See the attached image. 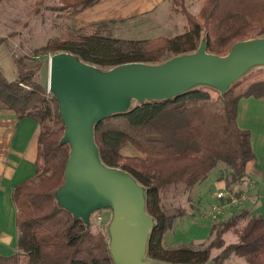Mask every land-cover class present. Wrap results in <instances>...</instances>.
Wrapping results in <instances>:
<instances>
[{"label": "trees", "instance_id": "16d2710c", "mask_svg": "<svg viewBox=\"0 0 264 264\" xmlns=\"http://www.w3.org/2000/svg\"><path fill=\"white\" fill-rule=\"evenodd\" d=\"M47 1L37 0L36 14ZM100 1L58 0L44 9L73 21ZM172 1V10L186 19L184 34L134 41L112 36L107 23L88 28L71 26L64 37L50 40L25 58L33 64L19 70L14 81L0 72V109L13 111L19 120L31 118L40 126L36 176L13 193L18 252L0 254V264H22L24 257L27 264H114L107 231L95 226L87 230L81 220L74 221L56 202L70 147L60 145L65 126L58 103L41 78L38 58L66 52L85 63L111 69L129 63L161 64L197 51L205 37L208 52L217 56L227 55L238 42L264 37V0H204L198 15L189 11L185 0ZM249 98L264 101V68L234 85L225 98L217 90L201 87L171 101L135 103L127 114L96 126L102 161L129 172L147 189V211L156 220L148 244L149 260L225 264L237 257L248 264H264V217L245 209L214 224L206 245L166 246L167 233L185 215L164 208L171 193L189 194L191 199L195 189L220 167L226 189L238 199L243 196L242 190H234L249 178L247 165L255 160V154L250 132L238 125V108L241 100ZM130 145L141 156H123L121 150ZM241 221L246 224L238 241L227 244L225 236ZM214 250L220 254L212 258Z\"/></svg>", "mask_w": 264, "mask_h": 264}, {"label": "water", "instance_id": "95a60500", "mask_svg": "<svg viewBox=\"0 0 264 264\" xmlns=\"http://www.w3.org/2000/svg\"><path fill=\"white\" fill-rule=\"evenodd\" d=\"M260 68L264 37L238 42L225 56L210 54L205 37L193 53L161 64L129 63L109 70L71 53L51 56L48 92L55 97L65 126L60 145L70 147L64 184L55 199L87 230L93 215L111 212L109 252L114 264L166 263L147 257L156 220L147 211L146 187L129 172L102 161L96 126L127 114L135 103L171 101L201 87L225 98L234 85Z\"/></svg>", "mask_w": 264, "mask_h": 264}, {"label": "rangeland", "instance_id": "374dc122", "mask_svg": "<svg viewBox=\"0 0 264 264\" xmlns=\"http://www.w3.org/2000/svg\"><path fill=\"white\" fill-rule=\"evenodd\" d=\"M57 1L58 0H48L43 6H39L41 9L38 14H36L38 8V6H36L37 0H6L0 4V39H2V41H0V72L8 81H14L19 74V70H26L33 64L31 60H26L25 58L31 57L35 49L46 46L52 39L64 37L69 27L74 26L72 20L65 19L62 16L60 17L57 13L44 9V6L46 8L47 6L52 7L56 5ZM203 2L204 0H197L196 3L192 5L194 6L192 7V11H189L193 15L198 13V8L202 6ZM170 3L172 7L173 1L170 0ZM172 11L171 9L170 11L162 10L158 13L162 20V27L168 24H170V26L175 25L174 29L170 30L169 28L168 32L164 33L160 30L154 33L163 35H157L158 37H173L184 34L187 31L182 33L183 26L187 25L186 19L181 13ZM165 20H167L166 23L164 22ZM132 27L138 30L131 29L126 32L122 31L120 33H115V35L119 37V39L136 38L139 40H152L158 38L156 36L145 38L146 35L143 34V28L146 27L144 21L134 23ZM51 56L53 55L50 54L46 57L38 58L37 60L42 63L40 75L43 82L47 83V85L49 81V61ZM19 60L22 61V64ZM121 154L126 157L141 156L131 145L123 148ZM220 177L221 171L219 167L212 171L208 179L195 189L191 199H189V194L178 193V195H174L171 193L168 199L164 201V208L173 212L180 210L185 213L183 217L177 219L173 229L167 233V248L174 249L182 245L191 244L195 246L206 245L211 240V232L214 224L230 218L235 212H241L245 209V201L243 198L246 200V197H249L250 191H247L248 186L244 184L241 187H235V192L242 190L243 194H245V196L243 195L239 198L241 200H238L234 193L229 192L226 188L223 190L219 187L218 181H220ZM220 192H223L227 198L218 200L217 194ZM229 199L236 200L232 203ZM224 206L229 208H224ZM111 219L112 214L110 211L105 210L98 212L92 216L91 227L95 226V229L97 227H103L108 234V226ZM245 224L246 222L241 221L225 236L227 244H234L238 241L239 233L242 231ZM219 254L220 251L214 250L212 252V258ZM22 264H27V259L25 257L22 258ZM225 264L248 263H246L243 258L233 257Z\"/></svg>", "mask_w": 264, "mask_h": 264}, {"label": "crops", "instance_id": "0c3cea01", "mask_svg": "<svg viewBox=\"0 0 264 264\" xmlns=\"http://www.w3.org/2000/svg\"><path fill=\"white\" fill-rule=\"evenodd\" d=\"M185 1L192 11L194 7L192 5L197 0ZM201 8L202 6H199L198 13ZM170 9L172 11L170 0H101L77 16L73 24L76 28H88L107 23L110 34L119 38L115 33L138 30L132 27V24L144 21L145 38L158 37L159 34L154 33L160 30L165 33L169 28L174 29L175 25L170 24L162 27V20L158 15L162 10ZM151 22L153 24H146ZM186 30L187 25H184L182 33ZM238 125L242 130L250 132L255 154V160L247 165L249 178L245 185L248 186L247 191L250 193L244 200V208L252 215L264 217V101L255 98L241 100L238 108ZM39 134L40 126L35 120L31 118L19 120L13 111L0 109V254L3 256H11L18 252L17 209L13 193L17 186L36 176ZM218 182L219 187L224 190L226 184L221 177Z\"/></svg>", "mask_w": 264, "mask_h": 264}, {"label": "built area", "instance_id": "2783aa9c", "mask_svg": "<svg viewBox=\"0 0 264 264\" xmlns=\"http://www.w3.org/2000/svg\"><path fill=\"white\" fill-rule=\"evenodd\" d=\"M217 198H218V200H221V199H226L227 197L225 196V194L223 192H220V193L217 194ZM229 200L232 203H234L236 199L235 200L234 199H229ZM238 200H241V199H238ZM243 200H245V199L243 198ZM224 208H229V207L224 206Z\"/></svg>", "mask_w": 264, "mask_h": 264}]
</instances>
